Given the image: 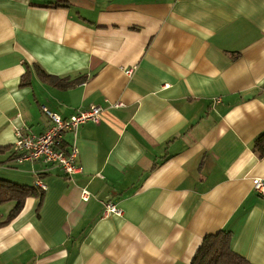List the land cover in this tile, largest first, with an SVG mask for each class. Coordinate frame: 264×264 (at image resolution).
Listing matches in <instances>:
<instances>
[{
  "label": "crops",
  "instance_id": "1",
  "mask_svg": "<svg viewBox=\"0 0 264 264\" xmlns=\"http://www.w3.org/2000/svg\"><path fill=\"white\" fill-rule=\"evenodd\" d=\"M67 2L0 0V148L43 134V107L102 110L77 130L71 178L0 153L1 181L47 188L11 219L15 202L0 205V264H190L221 231L264 264V0Z\"/></svg>",
  "mask_w": 264,
  "mask_h": 264
},
{
  "label": "built area",
  "instance_id": "2",
  "mask_svg": "<svg viewBox=\"0 0 264 264\" xmlns=\"http://www.w3.org/2000/svg\"><path fill=\"white\" fill-rule=\"evenodd\" d=\"M133 69L125 70L124 73L130 76ZM42 112L47 115L51 121L50 127L41 135L35 136L29 133H23L22 130L15 132V141L12 151L18 157V161H39L44 165L55 166L59 168L67 178L81 173L82 169L77 163L78 150L75 146L76 133L80 126L86 123L98 124L101 121V108L90 106L87 110L77 111L69 118L62 119L58 114L49 112L42 108ZM70 133L73 137V143L68 149L64 148V136ZM32 185L42 192L46 191V186L42 180L35 177ZM253 190L261 197H264V182L255 178L252 180ZM91 195L82 190L81 200L87 202ZM103 217L111 215L121 216L122 210L112 203H104L101 212Z\"/></svg>",
  "mask_w": 264,
  "mask_h": 264
},
{
  "label": "trees",
  "instance_id": "3",
  "mask_svg": "<svg viewBox=\"0 0 264 264\" xmlns=\"http://www.w3.org/2000/svg\"><path fill=\"white\" fill-rule=\"evenodd\" d=\"M64 5H68L67 0H50V3L47 5V7H58ZM40 76L43 81L61 88H69L82 82V79L68 82L58 81L56 78L45 75L42 72H40ZM9 149L11 148H0V153ZM253 150L257 158L261 159L264 157V131L255 139ZM41 195L42 191H40L33 185L31 187L19 186L0 180V205L8 202H15L14 207L10 211L9 219L15 217L19 213L22 208L23 201L27 196L40 197ZM190 264L251 263H249L247 260L239 256L232 250L230 233L227 231H221L216 235H209L203 239L202 244L195 253Z\"/></svg>",
  "mask_w": 264,
  "mask_h": 264
}]
</instances>
